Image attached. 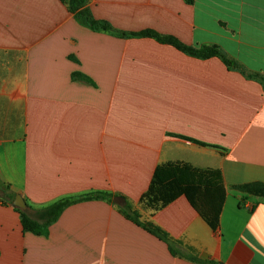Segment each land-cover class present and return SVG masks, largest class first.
I'll return each instance as SVG.
<instances>
[{
    "label": "crops",
    "instance_id": "0c3cea01",
    "mask_svg": "<svg viewBox=\"0 0 264 264\" xmlns=\"http://www.w3.org/2000/svg\"><path fill=\"white\" fill-rule=\"evenodd\" d=\"M87 8L120 31L220 42L264 78V0H88ZM139 41L167 47L93 31L68 0H0V182L9 186L0 197L20 195L32 214L66 196H115L68 205L46 234L24 231L13 200L0 202V264H264V195L239 188L264 185V81L213 73L222 64L211 60L143 70L124 45ZM196 65L206 70H181ZM167 161L221 171L217 229L183 196L156 211L140 206Z\"/></svg>",
    "mask_w": 264,
    "mask_h": 264
},
{
    "label": "trees",
    "instance_id": "16d2710c",
    "mask_svg": "<svg viewBox=\"0 0 264 264\" xmlns=\"http://www.w3.org/2000/svg\"><path fill=\"white\" fill-rule=\"evenodd\" d=\"M88 0H68V9L74 14L75 19L82 25L93 31H102L116 37L131 38H152L161 44H169L178 51L191 57L208 59L211 57L220 58L225 64L233 65L225 54L217 47H202L195 50L192 47L184 46L173 35L161 34L154 29L145 28L139 31H120L106 20L96 19L87 8ZM187 4H192L193 0H184ZM0 187L9 191V186L0 182ZM239 188L250 192L264 195V185L261 183L245 184ZM8 202L2 200L1 203H9L15 197L13 192H9ZM183 196L187 199L191 207L205 220L213 229L219 225V216L225 201V192L221 171L217 168H199L184 161H167L158 164L152 174L150 183L146 191L140 196L139 204L145 210L156 211L177 197ZM102 198L113 201L115 196L109 193L95 191L80 196H66L38 209H33V213L22 211L20 221L24 231L34 234H46L49 226L57 220L65 207L77 201L87 199ZM29 208V207H28ZM123 212L133 221H138V213L128 204L122 207ZM147 230L165 241L173 254L186 256L174 244L170 242L167 235L158 227L152 224H143ZM189 257V256H188ZM207 264H216L211 260H205Z\"/></svg>",
    "mask_w": 264,
    "mask_h": 264
},
{
    "label": "rangeland",
    "instance_id": "374dc122",
    "mask_svg": "<svg viewBox=\"0 0 264 264\" xmlns=\"http://www.w3.org/2000/svg\"><path fill=\"white\" fill-rule=\"evenodd\" d=\"M90 11V10H89ZM181 44L184 46H189L194 48L195 50H200L202 47H217L220 49L227 59L233 63V65L225 64L220 58L218 57H211L208 59H201L191 57L185 53H176L172 50L171 45L166 44L167 47H155V44L149 41H139V42H131V43H124L127 47L126 55L131 57L134 63H139L142 67H145L143 70L148 71H155L156 69L162 71L161 68H155L157 65V61L164 60V61H179V62H186L189 60H196V61H203V60H211L212 62H220L222 65H211V71L214 72H223L227 73L228 76H231V73L240 72L244 76L250 79L264 81V78L255 74L253 72L247 71L241 64L236 61V58L233 54H230L226 51V48L220 43L216 41H203L199 39H193V41H185L182 38H177ZM218 66V67H217ZM185 71H196L202 72L205 71V68H202L196 65V68L189 66V68L181 69ZM171 71V70H169ZM264 85V83L262 84Z\"/></svg>",
    "mask_w": 264,
    "mask_h": 264
},
{
    "label": "water",
    "instance_id": "95a60500",
    "mask_svg": "<svg viewBox=\"0 0 264 264\" xmlns=\"http://www.w3.org/2000/svg\"><path fill=\"white\" fill-rule=\"evenodd\" d=\"M12 206H14L15 208H18L22 211H25L27 209V204L20 195L15 196V198L12 201ZM218 264H223V263L220 262Z\"/></svg>",
    "mask_w": 264,
    "mask_h": 264
}]
</instances>
